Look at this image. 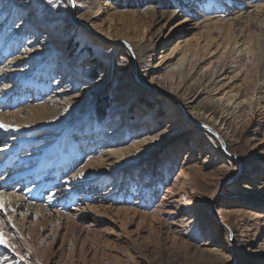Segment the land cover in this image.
I'll return each instance as SVG.
<instances>
[{"label":"rangeland","instance_id":"1","mask_svg":"<svg viewBox=\"0 0 264 264\" xmlns=\"http://www.w3.org/2000/svg\"><path fill=\"white\" fill-rule=\"evenodd\" d=\"M210 1L0 0V183L32 205L0 211V264H264V34Z\"/></svg>","mask_w":264,"mask_h":264},{"label":"bare ground","instance_id":"2","mask_svg":"<svg viewBox=\"0 0 264 264\" xmlns=\"http://www.w3.org/2000/svg\"><path fill=\"white\" fill-rule=\"evenodd\" d=\"M218 1H221V0H211L210 2H218ZM246 1V3H245ZM228 0H222V4L221 6H224V7H227V4ZM234 3H236L238 5V7L236 8V10L231 13H227V15H231L233 17V20L235 21L236 25H239L241 23V21H243L244 23L247 22V21H250L251 22V25L253 26V29L254 31H252L251 33V37L252 38H255V41H256V48L258 49V40H259V36L261 34H264V27H263V24H264V21H261L260 19H258L259 17H264V0H234L233 1ZM241 4V5H239ZM244 4V5H243ZM229 6V5H228ZM171 16L165 14V13H160V14H154L153 15V21L157 24H161L162 23V26L164 27V24L166 23V21L170 18ZM187 19H185L186 21ZM215 28H217L218 30H220V27L219 26H215ZM224 30H227L225 33L231 35L230 33L232 32V27L231 25L229 27H227L226 29ZM224 32V31H222ZM234 34V31L232 32ZM226 35V34H225ZM233 38L232 37H229V39ZM228 39V40H229ZM263 44H264V39H263ZM260 45V44H259ZM200 47V46H198ZM260 47V46H259ZM261 48V47H260ZM197 49V48H196ZM199 49V48H198ZM242 50L241 48L239 49V51ZM215 51H210L208 50L206 54L204 55H197L196 53L195 56H192L190 58H182V59H179V61L176 63V65H174V67L168 69V63L167 65H164L162 66L161 69L163 70H168L167 72H170L172 73V75H170L172 78H173V73L175 74H178V73H182L183 70L186 69L187 65L190 64L192 61H196L194 63H203L204 62V56L206 58V55H209L211 56L212 54H214ZM129 53V52H128ZM256 54L258 55L259 58H264V53L260 52V50H256ZM170 57V56H169ZM169 57H166V58H169ZM218 63V62H217ZM214 65V64H213ZM210 68V67H209ZM208 69V68H207ZM224 69V66L223 65H219L217 64L216 67H215V70H212V72H210V75H209V78H208V82H210L211 84H213V86H217L218 83L220 82L221 78L223 77V74L225 73V70ZM157 71L158 73V70H155ZM153 74V73H152ZM157 76V75H156ZM155 76V77H156ZM170 77V80H165L164 78L163 79V84L162 86H160L157 91H160L161 93H163L162 95H164L163 97L164 98H167L169 95H175V92L176 90H178V88L176 89L173 84L171 83L172 82V78ZM161 79V80H162ZM170 83V84H169ZM172 84V85H171ZM224 85V84H223ZM227 85V84H226ZM259 85V84H258ZM228 86V85H227ZM220 89V88H219ZM161 93H156V95H161ZM194 96V94L192 96H190V99ZM189 102V101H188ZM187 103V102H186ZM63 108L66 106V108H70L71 107V104L70 103H63ZM252 104V101H249L247 103L248 106H243V108H246V107H250ZM182 105V104H181ZM182 107L184 108V106L182 105ZM51 114V111L50 110H46L44 112L41 113L42 116H45V115H50ZM191 118L192 115H190ZM2 118V117H1ZM4 119V118H2ZM70 121V118H67V122ZM201 122V121H200ZM0 123H2L0 121ZM199 124V123H198ZM201 124H205V125H208L206 124L205 122H201ZM209 126V125H208ZM210 128H212V126H209ZM214 130V128H212ZM1 131H6L5 129L3 128H0ZM118 130L117 129H114L113 130V133L114 132H117ZM213 132V131H212ZM214 132L216 133V135L221 138L219 135V132L217 130H214ZM213 134V133H212ZM219 134V135H218ZM7 135V133L3 134V137H5ZM214 135V134H213ZM9 136V135H8ZM216 136V137H217ZM137 148V146H134ZM222 149V148H221ZM225 151V150H224ZM226 154H227V151H225ZM126 155V152L125 150H113L110 152L109 155H105L104 157H100V159H96V160H93L94 162H103L105 160H107V162L110 161V157H116V158H123L125 157ZM219 155L221 158H223L224 162L227 163V165L229 166H232V156L230 154H227V156H229L228 158H226L225 156H223L222 154V151H219ZM70 165V164H69ZM124 165V164H123ZM5 166L4 164H0V174H3L2 172H4L5 170ZM36 168H33L32 171H35ZM58 170V169H57ZM66 169H64L63 171H65ZM61 170H59L60 172ZM36 172V171H35ZM58 172V171H57ZM5 173V172H4ZM25 174H27V172H24L22 177L18 176V175H14V178H9L10 176L8 177H5L4 180H10V179H15V181H19V180H23L24 177H25ZM20 177V178H19ZM27 181V180H26ZM5 182V181H4ZM14 182V181H13ZM45 183V182H43ZM6 184L7 183H0V194L3 195V202H4V205H5V209L9 208L12 212H16L17 209H19V207H21V205H30L32 206L31 204H29L28 202H26L25 199L28 198V194H22V193H18V192H10V191H6L5 190V187H6ZM45 185V184H44ZM39 186V185H37ZM34 187V186H33ZM38 188V187H37ZM35 189L34 188H31L28 190V193L32 192L33 190ZM35 191V190H34ZM181 191H183L184 195L188 194L189 196H193V193H194V189L191 187V184L189 185H182L181 187ZM216 193H217V190H213L211 196H210V199L212 198H215L216 196ZM25 195V196H24ZM197 202H194L193 200L191 199H185L184 201V209L185 211H190L191 208L195 207ZM4 209V210H5ZM216 220H214V224L213 225H220V223H218L217 221L215 222ZM223 222V221H222ZM222 227H224V232H225V241H228V238L231 236L228 232V229H227V225L223 222L222 223ZM232 246V245H231ZM3 249H8V247H5L3 245L2 247ZM230 253L233 255V257L236 259V256L238 254L236 248L233 246V248H230Z\"/></svg>","mask_w":264,"mask_h":264},{"label":"snow or ice","instance_id":"3","mask_svg":"<svg viewBox=\"0 0 264 264\" xmlns=\"http://www.w3.org/2000/svg\"><path fill=\"white\" fill-rule=\"evenodd\" d=\"M9 127H11V125L0 123V128L7 130ZM3 200H4L3 195L0 194V211H3L5 209V205H4ZM9 223H11L10 219H9ZM13 227H15V225H13ZM0 245H4L5 247H13L14 248V246L10 245L8 240L4 237V233H3L2 228H0ZM21 259H23V257H21Z\"/></svg>","mask_w":264,"mask_h":264},{"label":"water","instance_id":"4","mask_svg":"<svg viewBox=\"0 0 264 264\" xmlns=\"http://www.w3.org/2000/svg\"><path fill=\"white\" fill-rule=\"evenodd\" d=\"M128 48H130L129 47V45L126 43V42H123ZM197 126H199V127H204L205 129H206V127L205 126H203L202 124H197ZM207 130L209 131V132H212V130H210V129H208L207 128ZM218 137V136H217ZM219 138V137H218ZM219 140H220V144H221V146H222V149H223V151L225 150L224 149V143L222 142V140H221V138H219ZM225 152V151H224ZM233 157V156H232ZM228 232H229V234L230 235H232V232H231V230L230 229H228Z\"/></svg>","mask_w":264,"mask_h":264}]
</instances>
